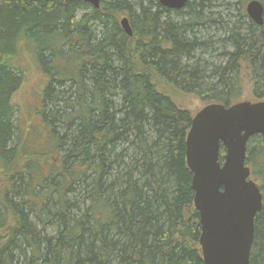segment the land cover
<instances>
[{
    "label": "trees",
    "instance_id": "obj_1",
    "mask_svg": "<svg viewBox=\"0 0 264 264\" xmlns=\"http://www.w3.org/2000/svg\"><path fill=\"white\" fill-rule=\"evenodd\" d=\"M250 1L234 2L235 20L231 3L219 10L227 0H0V264H204L193 114L168 90L229 106L248 77L264 100V22ZM25 51L48 79L41 121L21 131ZM246 162L263 194L250 264H264L260 135Z\"/></svg>",
    "mask_w": 264,
    "mask_h": 264
},
{
    "label": "water",
    "instance_id": "obj_2",
    "mask_svg": "<svg viewBox=\"0 0 264 264\" xmlns=\"http://www.w3.org/2000/svg\"><path fill=\"white\" fill-rule=\"evenodd\" d=\"M83 1L96 9L102 4V0ZM159 2L180 10L188 0ZM246 11L256 24H263L261 1L251 0ZM120 24L127 35H133L129 17H123ZM255 135H260L264 144V100H245L229 106L210 103L192 118L186 156L193 173L204 264H250L255 218L263 206L260 186L246 162L248 143Z\"/></svg>",
    "mask_w": 264,
    "mask_h": 264
},
{
    "label": "rangeland",
    "instance_id": "obj_3",
    "mask_svg": "<svg viewBox=\"0 0 264 264\" xmlns=\"http://www.w3.org/2000/svg\"><path fill=\"white\" fill-rule=\"evenodd\" d=\"M235 1L236 0H227V2H220L226 5H223L219 10L220 12H225V15L229 14L227 8L229 7V3H231L233 7L231 6L230 12L234 16L233 19L237 20L238 11L233 5ZM22 59L23 60L20 61L22 64L18 62L17 65L18 67L22 66L21 68L25 71L26 79L20 89L13 96V103L18 114V122L21 131L22 128L29 127L31 124H36L41 121L38 111L42 104V91L48 79L35 62L32 54L25 51L23 52ZM165 86L170 87L169 85ZM171 88H169L170 90L168 91L175 103L182 108L188 109L193 116L206 105L195 95L183 93L175 90V88ZM162 89H164V87H162ZM241 99L243 101L247 100L251 102L261 100L254 95L253 84L248 77L243 81V93Z\"/></svg>",
    "mask_w": 264,
    "mask_h": 264
},
{
    "label": "bare ground",
    "instance_id": "obj_4",
    "mask_svg": "<svg viewBox=\"0 0 264 264\" xmlns=\"http://www.w3.org/2000/svg\"><path fill=\"white\" fill-rule=\"evenodd\" d=\"M31 139V138H30ZM33 139H35V137L33 138ZM37 143V142H36ZM30 145H31V143H30ZM33 146H35V145H33Z\"/></svg>",
    "mask_w": 264,
    "mask_h": 264
}]
</instances>
